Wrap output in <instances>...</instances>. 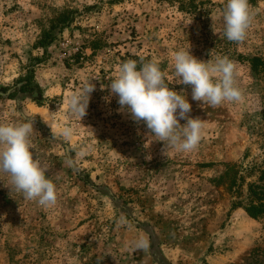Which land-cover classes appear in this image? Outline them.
Instances as JSON below:
<instances>
[{"label":"rangeland","instance_id":"1","mask_svg":"<svg viewBox=\"0 0 264 264\" xmlns=\"http://www.w3.org/2000/svg\"><path fill=\"white\" fill-rule=\"evenodd\" d=\"M180 1L0 0V123L34 120V154L57 187L56 205L43 208L0 173V264H264V215L245 209L250 185L264 189V0H249L255 17L239 44L222 34L226 0H192L197 19ZM189 47L201 61H234L244 99L194 101L173 67ZM141 57L159 64L202 120L196 150L164 154L101 90L123 59ZM89 81L80 121L67 98ZM64 127L69 142L52 136ZM139 237L147 251L131 248Z\"/></svg>","mask_w":264,"mask_h":264},{"label":"clouds","instance_id":"2","mask_svg":"<svg viewBox=\"0 0 264 264\" xmlns=\"http://www.w3.org/2000/svg\"><path fill=\"white\" fill-rule=\"evenodd\" d=\"M221 16L223 36L230 42L243 43L255 17L249 0H226ZM173 67L177 83L191 86L194 101L215 108L226 102L238 103L244 99V92L237 84L235 62L226 56H217L214 61L205 62L192 55L189 47L174 53ZM105 88L110 96L118 97V111H126L137 123L143 122L150 130L149 134L164 143V154L168 148L183 153L198 148L203 136V122L199 117L189 115L192 105L186 94L168 86L165 73L156 61H145L141 57L139 61L128 59L122 62L115 78L107 86H101V90ZM93 91L95 85L89 81L67 98L69 111L80 121L87 114ZM180 120L186 123L181 125ZM34 133L33 119L0 123V173L9 177L5 186L11 192L21 194L25 200L35 201L43 208H50L57 203V187L47 175L49 167L34 154ZM57 135L69 142L73 130L64 127L59 133L52 134L54 139ZM65 151L67 163L75 168L71 146ZM83 154L80 153L81 156ZM118 223L127 224L128 221L122 216ZM130 246L133 251H147L150 241L139 237Z\"/></svg>","mask_w":264,"mask_h":264},{"label":"trees","instance_id":"3","mask_svg":"<svg viewBox=\"0 0 264 264\" xmlns=\"http://www.w3.org/2000/svg\"><path fill=\"white\" fill-rule=\"evenodd\" d=\"M179 7L182 10L186 11L187 13H190V15L194 17V19H197V14L199 13V11L197 10L196 4L192 0L180 1ZM199 29L202 30L201 28ZM255 59H252V62H254L252 63L253 67L255 66V61H256ZM124 61L125 59H123V62ZM249 191H250V199L245 207L246 211L248 212L249 215H252L254 217L264 215V189H261L259 191L258 186L252 184L250 185Z\"/></svg>","mask_w":264,"mask_h":264}]
</instances>
